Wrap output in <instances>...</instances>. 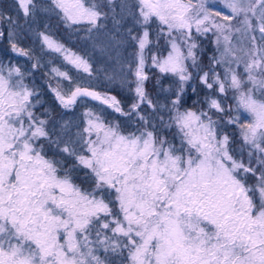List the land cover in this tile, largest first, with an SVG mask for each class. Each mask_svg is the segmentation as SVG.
<instances>
[{
    "label": "snow or ice",
    "instance_id": "obj_1",
    "mask_svg": "<svg viewBox=\"0 0 264 264\" xmlns=\"http://www.w3.org/2000/svg\"><path fill=\"white\" fill-rule=\"evenodd\" d=\"M108 4L111 30L101 23L108 15L99 10L101 5L52 0L53 10L62 13L66 24H86L89 34L95 30L93 38L102 48L123 43L118 33L126 16L142 26L138 36L126 30L137 44L134 71L127 66L135 82L129 111L115 96L81 87L56 69V77L70 87L62 91L58 84L51 90L64 108H71L77 98L90 97L129 119L136 113L142 125L125 132L119 123L105 122L89 110L82 130L72 133L67 121L58 132L48 129V121L33 112L40 101L33 102L36 92L25 84V73L0 64V264H105L94 254L93 243L106 252L126 250L128 264H264V100L255 98L257 91L264 93V0H199L197 6L183 0H124L119 14L114 0ZM12 8L27 21L43 4L13 0ZM153 20L166 26L171 37L167 56L152 55L151 61L161 73L178 77L179 92L168 110L175 112L170 120L178 128L179 145L150 130L151 116L140 114L141 105L166 107L154 104L145 89V50ZM0 23L7 26L9 41L18 38L13 29L20 25L4 9ZM193 31L213 32L218 47L223 42L220 57L212 58L224 65L223 78L204 72L199 79L208 89L215 85L218 93L232 90L235 107L205 97L208 111H180L184 84L202 71ZM234 34L247 43L237 48ZM40 35L76 69L92 72L83 57ZM4 36L0 30V38ZM11 48L29 56L17 43ZM241 66L243 72H238ZM233 112L246 113V121L241 123ZM227 125L238 127V143L235 134L223 131ZM41 139L72 158V168L86 170L90 187L75 184L71 169L48 157Z\"/></svg>",
    "mask_w": 264,
    "mask_h": 264
},
{
    "label": "trees",
    "instance_id": "obj_2",
    "mask_svg": "<svg viewBox=\"0 0 264 264\" xmlns=\"http://www.w3.org/2000/svg\"><path fill=\"white\" fill-rule=\"evenodd\" d=\"M89 2H95L101 5L100 11L107 13V18L101 20L107 29H112V11L108 4V0H89ZM124 0H114V4L117 5L115 12L119 14L121 9L118 5L123 3ZM129 4H133V0H127ZM13 0H0V9H4L8 15H11L14 20L20 25L19 28H14L13 31L19 33L16 40L9 41L7 38V26L0 23V30L5 31V36L0 38V64L6 66L19 67L21 71L25 73V84L32 88L36 92V99L40 101L36 104L33 112L40 117L48 121V129L55 128L59 131L62 124L66 121L70 124V131L72 133L82 130L83 122L86 119V113L91 110L92 112L100 115L104 118L105 122H117L120 124L121 129L125 132L135 131L136 128L141 127L142 122L138 119L136 113L131 114L129 117L117 113L107 106L103 108L99 105V102L92 100L91 98H78L76 103L71 108H64L55 94L52 92V88H57L58 84L62 91L68 89L70 85L62 78H57L53 69L59 72H66L77 85L81 87H90L101 93L110 94L115 96L121 104L122 109L127 112L129 106L135 100V82L134 76L129 71V64L132 65V70L135 69V57L137 52L136 41L127 36L128 23H134L135 21L131 17L125 18L123 21V31L129 42H126L129 47L124 46V53L122 55L124 68L127 70L126 74L122 76L121 81L104 75H99L98 64L102 63V60L107 58L103 54H100L95 47L98 42L94 40L95 30L93 34H89L86 24H73L69 26L66 24L62 15L42 13L38 11L37 14L28 19L17 17V11L12 8ZM119 19V15H117ZM142 26L136 24L132 27L134 34L140 35L142 33ZM149 40L151 43L145 50L146 62L145 72L149 76V79L145 82V89L150 99L154 104L165 105L164 108L152 109L147 105H141V115L151 116V124L154 126L150 130L157 132V134L163 135L168 140L179 145L180 135L177 126L171 122L170 117L175 113L170 112L168 109L172 108L171 101L176 99L174 93L179 92L176 76L172 73H161L160 70L152 64L151 56L156 55L158 58L165 57L168 51V43L165 39L164 32H160V26L157 21H152L148 28ZM45 34L62 44L65 48L72 50L79 54L91 65L92 72L84 73L82 70L76 69L67 60L61 56L60 53L49 49L43 42L42 36ZM198 40L197 56L198 62L202 69L198 74L194 73V79L189 80L184 84V91L180 93L181 107L180 111L185 109H192L193 111H208V104L205 97H213L220 99L223 106L232 105L235 107L236 101L233 98L234 94L232 90L228 89L225 93H218L216 86L213 89H208L199 76L204 72H208L211 77L212 73H218L223 78L224 65H216L213 57L219 58L220 53L223 51V43L218 47L216 44V36L213 32L207 34H196ZM12 43H17L19 47L29 51V56H22L17 52H14L11 48ZM123 46V45H119ZM135 54V55H134ZM189 63V69L192 71L191 62ZM33 64L37 66L32 67ZM159 79V84H157ZM127 81V82H125ZM212 80L209 79V83ZM193 87L196 91H193ZM166 89V91H162ZM213 115V113H209ZM233 115L241 116V123H243L244 115L242 112H233ZM163 118L161 121L160 118ZM213 119H217L216 115H213ZM172 123L171 127H165V125ZM223 131L229 135H233V139L239 142V129L237 126L227 125L223 127ZM51 134V133H50ZM55 138V137H53ZM75 136H73V139ZM39 143L44 144L46 154L50 158L60 159L63 161L66 168H70L69 175L73 182L79 185L81 188H89L90 185L86 180V170L82 168H72L74 161L72 158H66L59 153L57 145H49L43 139ZM59 147H62L60 145ZM63 175V173H61ZM250 183L253 181L250 179ZM126 251V250H125ZM123 251V252H125ZM110 261V260H109ZM110 264H117L116 262Z\"/></svg>",
    "mask_w": 264,
    "mask_h": 264
},
{
    "label": "rangeland",
    "instance_id": "obj_3",
    "mask_svg": "<svg viewBox=\"0 0 264 264\" xmlns=\"http://www.w3.org/2000/svg\"><path fill=\"white\" fill-rule=\"evenodd\" d=\"M37 2L43 4V8L40 10L42 13L46 12V13H50V14L62 15V13H60L58 9L57 10H53L54 6L52 5V0H37ZM183 2L184 3H190L193 6H197L199 4V0H183ZM133 3H135V0H133ZM216 10H219V9H216ZM154 21H156V20H154ZM233 23L237 24V21L234 20ZM123 24H124V22H122V26L120 27L119 33H118V35L120 36V39L123 41V43H121L120 45H123V46L103 47L102 48L99 44H97V46L95 47V49L100 54H103L104 56L107 57L106 59L104 57V59L102 60V63H99L98 66H97L98 69H99V75H104L106 77L108 76V77L114 78L115 80H120V81L122 79V76H124L126 74V71H127L124 68V64L121 65V63L123 62L122 55L124 53L123 47L124 46L129 47L128 44L126 43V42H129L128 38L124 37L125 34H124L123 29H122L123 28ZM158 24H159V22H158ZM127 25H128L129 28L132 29V27H134L136 25V23L132 22L131 24L128 23ZM159 26H160V28H163V32L165 34V39L167 40V43H168V46H169L168 47V51H167V54H168V52L171 51V44H170L171 37H169V35H168L166 26H163V25H160V24H159ZM237 26H238V24H237ZM196 34L197 33H195V31H193V36L195 37V43L198 46V40H197ZM171 35H172V37H176L177 43L180 44V39H179V36L177 35V33L173 32ZM127 36H129V35H127ZM131 36H138V35L134 34V33H131ZM232 43H233V45L237 46V48H239L241 43L246 44L247 42L246 41H241L239 36L237 34H234L233 37H232ZM180 48H181V51H184L185 45L180 44ZM70 51L72 53H75L72 50H70ZM60 54L64 58V54L63 53H60ZM75 54L79 55L77 53H75ZM167 54L165 56H167ZM185 55H186V52H185ZM237 55H243V54L238 51ZM135 57H136V55H135ZM135 57H133L134 58L133 61H135ZM161 58H163V57H161ZM188 62H191V61L190 60L185 61L186 65L189 66ZM121 66H123V73L122 74H121ZM189 71H191V70L189 69ZM237 71L238 72H243V67L241 66L239 69H237ZM176 79L178 80L177 76H176ZM108 95H110V94H108ZM255 98L257 100H264V93H261L260 91H257L255 93ZM242 114L244 115V118H243V123H244L246 121L247 114L243 113V112H242ZM174 115H175V113L173 114V116ZM87 119H88V117H86L85 121L83 122L82 129L87 126ZM62 147H63V145H62ZM107 235H111V233H107ZM90 239L95 241V239H96L95 235H92L90 237ZM92 247L94 249V254L99 256L102 260H104L105 264H110V261H112V263L116 262L117 264H128V260H127L128 253H127V251L121 252V253H113L111 250H109V251L106 252L104 250L103 246L97 245L95 243H93Z\"/></svg>",
    "mask_w": 264,
    "mask_h": 264
}]
</instances>
